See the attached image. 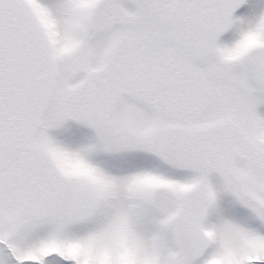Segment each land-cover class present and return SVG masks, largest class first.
Returning a JSON list of instances; mask_svg holds the SVG:
<instances>
[{
  "label": "snow or ice",
  "instance_id": "snow-or-ice-1",
  "mask_svg": "<svg viewBox=\"0 0 264 264\" xmlns=\"http://www.w3.org/2000/svg\"><path fill=\"white\" fill-rule=\"evenodd\" d=\"M264 0H0V264H264Z\"/></svg>",
  "mask_w": 264,
  "mask_h": 264
},
{
  "label": "rangeland",
  "instance_id": "rangeland-1",
  "mask_svg": "<svg viewBox=\"0 0 264 264\" xmlns=\"http://www.w3.org/2000/svg\"><path fill=\"white\" fill-rule=\"evenodd\" d=\"M262 114H264V105H261L260 108L258 109Z\"/></svg>",
  "mask_w": 264,
  "mask_h": 264
}]
</instances>
